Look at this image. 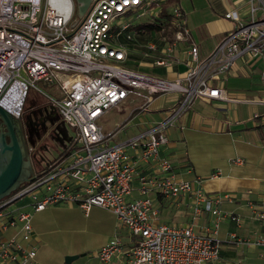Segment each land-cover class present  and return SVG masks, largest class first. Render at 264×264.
I'll use <instances>...</instances> for the list:
<instances>
[{"label":"built area","instance_id":"obj_1","mask_svg":"<svg viewBox=\"0 0 264 264\" xmlns=\"http://www.w3.org/2000/svg\"><path fill=\"white\" fill-rule=\"evenodd\" d=\"M244 15L231 9L223 14L232 22L213 49L200 57L179 6L162 16L157 0H92L80 17L74 0H0V107L20 119L29 88L43 94L62 124L71 132L70 152L49 163L16 191L0 200V264H32L36 246L32 215L66 202L86 215L94 206L111 211L130 236L125 250L128 264H212L219 261L218 238L221 196H210L179 177L161 148L166 130L194 100L245 102L264 107V96L240 99L226 91V74L238 59L264 57V0H247ZM157 8V11H152ZM146 16L157 30H136L125 17ZM138 38H144L138 44ZM134 42L143 48L147 67L171 69L185 55V70L172 79L127 67ZM264 79V68L261 71ZM39 83L52 88V94ZM179 93L180 100L162 120L132 137L108 144L98 120L125 103L140 102L145 111L155 95ZM252 119L264 139V109ZM240 164V158L232 159ZM136 192L137 196L133 193ZM190 195L193 215L208 212L210 226L198 232L192 224L170 225L159 220L155 197ZM231 201L232 197L223 195ZM256 219L264 221V198L249 203ZM236 223L240 218L227 215ZM11 234L6 235L7 232ZM231 243L264 247V239L251 240L231 233ZM115 238L97 252L108 263L120 252Z\"/></svg>","mask_w":264,"mask_h":264},{"label":"crops","instance_id":"obj_2","mask_svg":"<svg viewBox=\"0 0 264 264\" xmlns=\"http://www.w3.org/2000/svg\"><path fill=\"white\" fill-rule=\"evenodd\" d=\"M157 1L164 3L165 0ZM246 1L207 0L203 22L201 17L195 22L201 25L190 26L186 22L200 57H205L232 27V22L226 20L223 14L234 9L241 16L244 15ZM174 6L181 8L184 17L186 12L189 13L184 0H178ZM192 8L190 14L195 18L198 12L193 6ZM180 50H176L174 54L179 62L173 63L171 69H165L168 74L164 77L172 79L185 70V55ZM258 68L263 70L264 57L257 56L249 62L238 59L226 74V91L240 99H248L245 97L248 94L254 97L264 94V85L261 87L251 79ZM241 74L251 81L248 87L228 86V80L240 77ZM180 98L179 93L172 96L167 93L157 94L146 110L161 113L171 104L173 108ZM139 104L140 102H127L115 108L127 110L128 119L141 118V130L138 133L145 128L143 115L147 112L139 110ZM263 109V106L245 102H205L196 99L165 132L168 142L162 146L161 154L169 158L173 171L179 177L191 181L194 188H200L210 196H221L219 208L226 215L220 219L218 228L220 258L212 264H264L263 246L236 245L231 243L229 237L234 233L241 238L264 239V221L256 219L249 206V203H258L264 198V139L260 127L251 117L255 110ZM139 112L140 116L135 117ZM126 118L119 126L120 130L111 131L110 134L123 133L128 127ZM163 118L164 116L160 117ZM116 134L110 136H117ZM126 138L128 137L117 141ZM234 158H240L242 162L233 163ZM133 195L137 196V193L134 192ZM223 195L231 196V201L223 198ZM191 198L190 195L178 198L155 197L154 206L158 209L159 220L170 225L192 224L198 232H202L211 225L213 217L208 212L193 215ZM227 215L240 218V222L236 223ZM31 223L30 244L36 246L32 264H67L65 256L79 254L82 255L70 264H128L125 250L129 248L130 236L118 226L115 215L107 209L94 206L85 215L77 205L58 202L34 212ZM115 238L121 241V251L115 253L108 263H102L97 257L98 250ZM89 249L94 251L96 257L86 258Z\"/></svg>","mask_w":264,"mask_h":264},{"label":"rangeland","instance_id":"obj_3","mask_svg":"<svg viewBox=\"0 0 264 264\" xmlns=\"http://www.w3.org/2000/svg\"><path fill=\"white\" fill-rule=\"evenodd\" d=\"M184 2L187 4L188 9L186 11H189V13L186 12V16H185V20L186 22H188L190 24V26H194V25H198L200 26V24H197L195 22H197V19L201 17L202 22H203V10L206 7V4L208 3L207 0H184ZM191 6V7H190ZM192 6L197 10L198 15L197 17L194 18V16H192L190 13L193 11ZM197 6V8H196ZM152 11H157V8H154V10L152 9ZM206 11V10H205ZM125 20H129L132 21L135 25L143 23L147 20L146 16H140L138 18H133V17H125ZM200 21V20H199ZM143 39L144 38H138L137 43L138 44H143ZM124 46L126 48H129V58L127 59V61L124 62V65L127 67H131V68H135V69H139L140 71H144L147 72L149 74H153V75H157V76H166L168 74V72L166 73V70L164 68L161 67H156V66H151V67H147L143 61H145V59L143 58V48H140V46L135 45L134 42H130V43H126L123 42ZM260 71L261 68L257 69V73H254L252 75V80L253 83H258L259 86L263 87L264 85V79H261L260 76ZM240 77L236 76L237 78H233L231 80H228L229 82L227 83L228 86L231 85H236L239 86V88H244V87H248V85L250 84V80L248 78H245L246 76L241 74L239 75ZM39 85L48 93L52 94V88L49 86H46L42 83H39ZM264 89V88H263ZM35 90L32 88H29L28 90V95H34ZM168 95H174L175 93H167ZM264 96V94L260 95V96H256L258 98H262ZM245 97H247L248 99H253L255 98L254 96H250L249 94L246 95ZM47 104L49 105V103L47 102ZM172 105L171 104L168 108H166L165 110H163L161 113H155L152 112L151 110H146L147 112H144L143 118H144V123L143 125L145 127H147L148 125H150L153 122H157L160 119V117L162 118L163 116L165 117L166 115H168L171 110H172ZM51 106V105H50ZM52 107V106H51ZM25 112V104L22 107V114L20 116V121H22L23 118V114ZM139 114H136L135 117H139ZM128 114L127 110H116L111 109L108 114H104L103 116H101L98 120L99 124L102 127V130L104 132V134H106L107 136H109V140H108V144L112 145L113 143L117 142L118 139H122L125 137H132L134 136L136 133H138L137 131L141 130L140 129V124L141 123V118L137 119V120H133L132 118L128 119L126 118ZM133 117V118H135ZM125 118L128 119L126 121V123L128 124V127L125 128L126 130L123 133H119V135H117L116 133H111V134H116L117 136H110V132L111 131H115V130H120L119 126L125 122ZM53 122H55V133L57 134V138L55 139L54 137L51 136H46L43 140L45 142V144L47 145L46 147H44L45 149L42 148L43 143H39L38 145H36L35 147H31L28 146L27 147V151L30 154L32 163L34 165L36 158L38 160L43 159L44 162L46 161V163L49 161L48 159H56L58 157L59 151H61L62 149L66 148L65 145L68 144V142L71 139V132L70 130L66 129V127L61 123H59L57 121V119H54ZM138 122V123H137ZM137 123V124H134ZM50 126L51 124L49 123L48 125V130H50ZM59 126L61 128H59ZM67 132V133H66ZM117 132V131H115ZM56 136V135H55ZM40 145V148H39ZM34 168V166H33ZM94 251H92L91 249H89L88 253H86V258H94L96 257L95 253H93Z\"/></svg>","mask_w":264,"mask_h":264},{"label":"water","instance_id":"obj_4","mask_svg":"<svg viewBox=\"0 0 264 264\" xmlns=\"http://www.w3.org/2000/svg\"><path fill=\"white\" fill-rule=\"evenodd\" d=\"M91 1L74 0L78 16L81 17L87 11ZM0 122L6 130L0 134V200H2L33 177V168L22 136L23 123L1 107ZM81 255H67L64 261L70 264Z\"/></svg>","mask_w":264,"mask_h":264},{"label":"flooded vegetation","instance_id":"obj_5","mask_svg":"<svg viewBox=\"0 0 264 264\" xmlns=\"http://www.w3.org/2000/svg\"><path fill=\"white\" fill-rule=\"evenodd\" d=\"M55 118V109L48 105L46 102H41L36 104V107L32 108L31 112L28 115L23 114L22 118V136L24 139V143L26 149L28 146L35 147L39 143H43L42 148L45 149L47 145L44 142V138L46 136L57 138V134L55 133L54 127L55 122H53ZM20 120V119H19ZM51 124L50 130H48V125ZM5 128L1 125L0 122V134L5 133ZM67 133V132H66ZM56 135V136H55ZM6 140L8 141V137L6 136ZM40 148V145H39ZM30 162L33 163L28 153ZM34 170V168H33Z\"/></svg>","mask_w":264,"mask_h":264},{"label":"trees","instance_id":"obj_6","mask_svg":"<svg viewBox=\"0 0 264 264\" xmlns=\"http://www.w3.org/2000/svg\"><path fill=\"white\" fill-rule=\"evenodd\" d=\"M177 1L178 0H165L164 3H163L162 16L168 17V15L166 14L167 13V9L169 7H172V6L176 5ZM159 27H160V24H158L156 22L155 23H145V22H143V23H140V24H137L136 26H134V28L136 30H138V31H140L142 29L146 30V31L157 30ZM34 93H35L34 95H28L27 94V96H26V99L24 101V104H25L24 115H28L31 112L32 108L36 107V104H39L41 102H46V103L48 102L47 98L43 94H41V93H39L37 91H35ZM24 104H23V106H24ZM54 119H57V121L59 123H61V120H60V118H59V116H58L56 111H55V118ZM59 128H61V127L59 126ZM65 146H66V148H64L61 151H59L57 159L60 158V157L66 156L70 152V149H71L70 148V141ZM48 160L49 161L46 163V161L44 162L43 159L40 158V160H38L36 158L35 163L33 165L34 166L33 176L34 175H39V174L42 173V171L46 170L47 167H48L47 165L49 163L53 162L54 159H48Z\"/></svg>","mask_w":264,"mask_h":264}]
</instances>
